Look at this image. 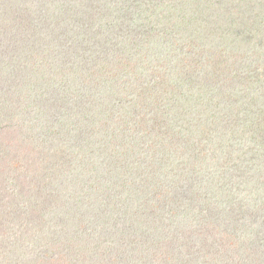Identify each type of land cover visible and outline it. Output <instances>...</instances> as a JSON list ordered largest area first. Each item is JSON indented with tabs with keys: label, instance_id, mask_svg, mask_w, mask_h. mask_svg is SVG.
Wrapping results in <instances>:
<instances>
[{
	"label": "trees",
	"instance_id": "obj_1",
	"mask_svg": "<svg viewBox=\"0 0 264 264\" xmlns=\"http://www.w3.org/2000/svg\"><path fill=\"white\" fill-rule=\"evenodd\" d=\"M74 1L82 8L0 5L20 51L41 54L58 28L71 30L58 58L77 91L49 105L51 83L39 90L34 69L0 58V114L26 113L37 129V159L16 176L26 181L0 194V264H264V0H143L133 14L119 13L131 0ZM82 14L107 43L85 44ZM222 27L242 35L239 54L258 50L262 61L227 69ZM45 182L39 197L23 196Z\"/></svg>",
	"mask_w": 264,
	"mask_h": 264
},
{
	"label": "rangeland",
	"instance_id": "obj_2",
	"mask_svg": "<svg viewBox=\"0 0 264 264\" xmlns=\"http://www.w3.org/2000/svg\"><path fill=\"white\" fill-rule=\"evenodd\" d=\"M5 1L6 0H0V5L2 4L6 6H11L12 4L11 2L7 3ZM77 1L85 2L86 4H88L89 9H90V6L92 5L91 0H77ZM52 2L55 4L61 3L63 7H67L68 5L73 4L72 7H77L78 9L82 8L74 0H49V3L52 4ZM142 2L143 0H131L130 2H127V6L124 5V9L119 13L122 14V13L127 12V13L133 14L132 11L138 10L137 7L140 6ZM156 2H158V0H156ZM8 13H11V16L14 15L12 7H8L4 15L7 16ZM18 16H19L18 13H15V15L12 16L11 19L8 18L7 21L9 20L13 21L14 18H17ZM117 17H120V15H117ZM224 17H226V15H224ZM14 21L18 23L17 20H14ZM208 22L209 24H212V20L210 18L208 19ZM229 22L232 23L233 20ZM94 23H95V20L93 18H89L87 15L82 14L80 18V23L77 29L82 34H85L86 37H88L87 40L85 41V44L90 45V43L98 39V37L101 38L102 41L106 40V43H107L108 42L107 37L103 36L101 33L103 29L96 27ZM1 24H4V23L0 22V31H3L2 28H4V26H1ZM219 24L220 26L221 24L225 26V22H222V20H220L217 27H219ZM100 25H104V24H100ZM14 28H15V24H14ZM104 29H107V26L104 25ZM120 29H121V26L115 25V27L113 28V31L117 32ZM200 29H202V27H200ZM30 30H32V28H30ZM222 30L225 31L223 35L224 37H226V44H224V46H222V48H220L218 51L223 52V58L224 56L227 57L226 63H225V66L227 67V69L233 71V69L236 68L239 64H242V60H241L242 56L246 58L249 64L252 63V58H254V60L258 58L260 62L262 61V57L260 56L261 51H258V50H253V51L248 52L252 54L248 56L243 53L239 54L237 52L239 51L238 38H240V36L242 35L233 34L234 32H228V29L225 27H222ZM70 31L71 30L67 29L64 26H61L60 28H58L55 31V36H54L55 39H53V43H52V44H56V46H54V48H52L49 44L42 46L40 49L41 54H39V51L35 53L20 51L19 45L21 41L17 39L15 35L11 36L4 31L0 32V55L2 54V57H0L2 60L1 63L5 66L11 67L13 70H15V72L20 70L21 65H22V68L25 70L34 69L35 76L38 75L39 90H40V87L43 89L44 87H46L48 84L51 83V87H49V89H46V92L48 93L47 101H49V105H52L53 103L52 100L55 98V93L62 94V95L66 93V97L70 95V98H74L77 96V91L74 88L73 81H72V74H71L72 67H70L69 69L70 64H66V62L61 63V61H59V58H58L60 57L61 51L65 50L66 44L72 40L71 34L69 33ZM106 31L108 32V34L112 33L109 30V28ZM112 36L113 34L111 35V37ZM228 38H231L230 46H227ZM253 43H254V40L251 36L248 39V44H253ZM211 44H212V39H211ZM211 44L208 45L207 49H210L212 47ZM79 49L81 51L83 47L80 46ZM236 53L238 54L236 55ZM223 62L224 60H219L218 62L216 61L215 67L224 68ZM23 63H24V66H23ZM63 67L65 68L67 67V68L63 69ZM1 69L3 70L4 68H1ZM1 69H0V72H1ZM236 72L241 76L240 78L247 77L248 75H250L247 72L240 74L239 69L236 70ZM229 73H230L229 76H231L232 72L229 71ZM53 75H55V77L57 78L55 81H54ZM218 75H219V78H222L220 82L221 84L222 82L225 81L224 79H226L227 77L223 76V74H218ZM0 90L2 91V88ZM46 94H44V96ZM39 96L41 97V95ZM66 97H65V101L67 100ZM225 98H227V96H225ZM55 109L56 108L54 105L51 111H54ZM65 110L59 111V114L61 112H64ZM197 110L201 111L202 109L198 107ZM23 119L24 121L22 122ZM25 119H26V113L24 114L19 113L13 117H8V118H5L4 116L0 114V194L2 196L8 195L9 193H11L12 191L11 189H14V183L17 182L16 176L20 177L21 173H26L28 171L29 167L32 165L29 162V160L35 161L37 159V158L31 157V156H35V153L32 149L31 139L28 138L30 131H34V128L36 129V127L32 129L33 123L35 124L36 122L32 121L31 123L27 122L28 124L27 123L24 124ZM60 119H63V118L61 117ZM71 120H72V125L70 126V128H73L75 126V121L73 119ZM57 121L58 119H54V120L50 119V120H46L45 123L51 126L52 130H55L58 127V125L56 124ZM45 130L48 131L49 129L47 127L41 128L40 133L43 134L41 137L46 135ZM59 166H60L59 161L58 163L55 162L54 168L52 169V174H55V175L58 174L57 171H58ZM36 168L38 172H41L43 174L44 171L47 172L48 163L46 162V160L42 159V161H38V165ZM64 171H65V168H64ZM21 181L25 182L26 180L25 178H22ZM21 181L17 182V187L19 190L22 187L20 185L22 183ZM8 184H10V186ZM45 184L46 182L40 185H36V186L34 185V187L30 186L28 191L23 192V196H26L29 194L32 195L35 192L36 195L39 197L38 194L41 193L40 189L45 187ZM16 194L19 195V192L16 191Z\"/></svg>",
	"mask_w": 264,
	"mask_h": 264
}]
</instances>
